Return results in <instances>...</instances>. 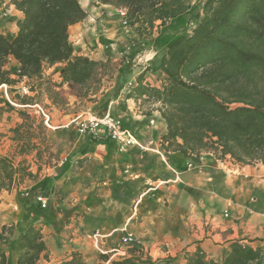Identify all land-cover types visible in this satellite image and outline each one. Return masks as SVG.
<instances>
[{
  "label": "crops",
  "instance_id": "1",
  "mask_svg": "<svg viewBox=\"0 0 264 264\" xmlns=\"http://www.w3.org/2000/svg\"><path fill=\"white\" fill-rule=\"evenodd\" d=\"M91 1L80 0L87 16L69 27L73 55L104 63L86 95H74L62 82V62L44 65L39 77L14 76V84L0 86V157L13 158L15 166L27 157L20 151L22 140L10 132L23 122L20 112L39 119L54 147L63 143L60 160L45 169L37 160V147L29 167L35 178L0 195L5 264H16L19 237L29 225L40 229L46 246V257L41 255L37 264H53L73 252L87 264H104L100 255L108 257L105 264L124 258L136 264H186V252L199 248L207 258L219 260L234 241L264 251V164L243 166L203 152L198 169L189 170L190 160L182 154L162 150L164 120L157 110L146 115L148 108L129 96L140 72L157 61L159 49L152 42L157 33L149 38L146 56H139L141 50L134 47L142 36L123 34V11ZM203 1H192L199 15ZM21 18L9 0H0V34L11 39ZM123 45L127 57L112 54ZM108 63L116 67L111 73L105 70ZM17 66L9 57L5 69ZM144 81L156 82L149 71ZM85 98L90 99L86 108ZM79 103L80 111L74 109ZM85 115L119 119L137 144L121 150L114 140L72 134L71 121ZM37 197L46 201L45 207ZM30 207H41L40 212ZM126 233L140 245L124 243Z\"/></svg>",
  "mask_w": 264,
  "mask_h": 264
},
{
  "label": "trees",
  "instance_id": "2",
  "mask_svg": "<svg viewBox=\"0 0 264 264\" xmlns=\"http://www.w3.org/2000/svg\"><path fill=\"white\" fill-rule=\"evenodd\" d=\"M192 1L93 3L123 11L139 36L142 31L151 35L157 28L152 41L159 49L157 61L140 72L129 96L148 108L146 115L157 110L164 120L162 150L179 152L194 164L203 152L243 166L264 164V0H204L200 15ZM9 2L22 18L11 39L0 34V86L16 81L11 78L16 69H5L9 57L17 61L20 78L39 77L44 65L62 62V82L74 95H86L104 63L72 53L69 27L87 16L79 0ZM148 71L155 83L144 81ZM20 116L23 122L12 131L22 140L20 151H26L33 119L23 112ZM36 155L40 157V151ZM35 176L23 163L15 166L9 158L0 157V195L12 191L16 182ZM39 208L30 207L34 213ZM19 246L16 264H37L41 255L46 257L42 233L33 225L24 229ZM100 258L108 260L106 255ZM184 258L186 264H264V251L234 241L219 260L207 258L199 248L186 252ZM0 264H5L3 253ZM53 264L87 263L73 252ZM108 264L136 263L124 258Z\"/></svg>",
  "mask_w": 264,
  "mask_h": 264
},
{
  "label": "rangeland",
  "instance_id": "3",
  "mask_svg": "<svg viewBox=\"0 0 264 264\" xmlns=\"http://www.w3.org/2000/svg\"><path fill=\"white\" fill-rule=\"evenodd\" d=\"M79 3H80V0H79ZM90 3L91 4H94L93 3V0ZM132 31L134 32L135 35H138L137 32H135L133 29H131V32ZM156 33H157V28H154L153 29L151 35H147V32L146 31H142V35H141L142 37L140 38L141 40L134 47L135 49H137V51L141 50V53H139L140 54L139 56L145 55V52H147V49H148V45L151 44V41H149V38L152 37L153 34L155 35ZM134 39H137V38L135 37ZM109 49H112V48L109 47L108 50ZM114 51L115 52H112L113 55L114 54H117V55L120 56V54H122V56H124V57H127L128 56V48H127L126 45H123L122 47H120V48H118L117 50H114ZM125 61L128 62L129 60L128 59H125ZM115 68L116 67H115V64L114 63H108L105 66V70L108 73L113 72V70ZM14 76H16L17 79H20L19 74H17L16 72H14L13 74H11V78H13ZM82 92H83V90H82ZM89 101H90L89 98H85V105H84L85 108H86V103L89 102ZM82 106H83V104L82 103H79L77 106H74V109L80 111L81 108H82ZM29 116L33 119L32 125H31V130H30L32 132V134L30 135L29 140H28V142H29V148H27L26 149V152H25V154H26L27 157L21 158L20 161H19V163L20 162L23 163V165L26 166V167H28V169H29L30 162L34 163L33 157H31V155L34 153L35 149L38 147L39 150H37V149L36 150L37 151H40L41 155H40V157L36 155L37 156V160H38V162H40L42 169H45L48 165H52L53 163H57L60 160V155H61L60 154L61 153L60 150H62V148H63L62 147L63 143L61 141L60 142L58 141L57 142V146L54 147L55 143L53 141V137L51 136V134H49V133L47 134L46 127L43 126V125L38 126L37 122L39 121V119L37 117H35V115L34 116L33 115H29ZM87 118H91V117L85 115V118H84V116H81L79 119L81 120V119H87ZM33 124L36 125V128H33L32 127ZM71 127H73L71 133L72 134H75V133L78 134V132H77V130L74 127L73 124H70V128ZM12 129H10V132L14 134V132L12 131ZM20 130L21 131H24L25 129L21 128ZM47 139L50 140V143H52V144H49V142L46 143V140ZM35 143H38V145H36ZM36 153L37 152H35V154ZM10 160H12L13 162L16 161V160L14 161L13 158H10ZM26 179H29V178H25V180ZM21 182H23V181H21ZM16 183H15V185H16ZM26 185H28V183ZM112 260H116V259H112ZM104 264H105V262H104Z\"/></svg>",
  "mask_w": 264,
  "mask_h": 264
},
{
  "label": "built area",
  "instance_id": "4",
  "mask_svg": "<svg viewBox=\"0 0 264 264\" xmlns=\"http://www.w3.org/2000/svg\"><path fill=\"white\" fill-rule=\"evenodd\" d=\"M192 23H190V27H192ZM131 26L129 22L123 17L121 19V31L123 34L131 33ZM16 73L19 74L20 70L18 66L16 68ZM22 79L26 78L25 76L21 77ZM4 94L7 95L5 91ZM41 115L45 118V122L47 121V115L41 110ZM70 124H73L76 128L78 135H84L90 140H114L119 144V148L124 150L128 146L137 144L135 136L133 132L127 128H123L121 122L117 118H113L109 115L96 119V118H87V119H79L75 118L71 121ZM200 159V158H199ZM199 167L198 164H194L192 161H188L186 163V168L189 170H196ZM37 201L40 202L41 207L46 206V201L41 197H37ZM123 242L132 246L140 245V241L134 237L131 233H126L123 237Z\"/></svg>",
  "mask_w": 264,
  "mask_h": 264
}]
</instances>
